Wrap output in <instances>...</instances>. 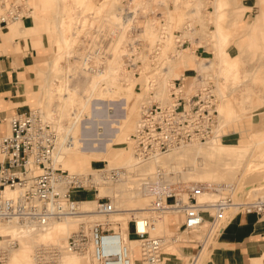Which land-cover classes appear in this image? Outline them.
<instances>
[{
  "label": "rangeland",
  "instance_id": "374dc122",
  "mask_svg": "<svg viewBox=\"0 0 264 264\" xmlns=\"http://www.w3.org/2000/svg\"><path fill=\"white\" fill-rule=\"evenodd\" d=\"M133 1L137 2L134 3ZM41 3L47 6L46 10H39ZM26 4L27 7L31 8V16L33 18V23H35L34 26L24 27L20 25L18 21L9 23L6 28L9 29V26L13 25L17 33L19 30H23L21 34L24 35H30L28 30L35 31L36 33L41 30L45 35L46 47L39 50L35 59V65L31 68L33 72V81L35 82L34 92L31 94V97L35 99H31L32 102L29 105L28 111L37 110L39 114L42 113L44 116H49L51 114L57 115V127L55 130L56 133L59 134L63 126H66L69 115H71L74 108L73 105L68 104V102L67 104L60 103L59 95L61 89L59 88L66 87V90L71 93L77 92L81 95L84 94L83 92L87 93V83L90 81L92 82L91 79L93 78L87 73L90 69L89 59L91 57L87 53H90L95 47H97V51L99 52L103 50L104 47H106V49L113 47V49L116 50V47L122 44V46H124L123 48L127 50V41H131L132 39L135 41L138 40V38L137 40L134 39L135 33L127 31L128 33L125 32V37L129 38V36H132V39L120 38L125 41L122 40L116 43L117 38L115 37V33L113 31L110 32L111 30L106 27H102L107 25L106 23L110 20L109 14L112 15L113 11L119 12L122 5L132 8L134 11L138 10L137 12L141 14V16H137L135 20L129 21L130 26L133 25L134 30L142 29L144 31V34L139 37L140 43L138 41V43H136L137 47L133 52L135 54L131 55L134 61L137 60L138 67L135 70L130 68L126 64V57L124 58L125 61L121 63L122 68L119 67L120 69H118V67H116L117 70H115V72L118 70L125 72V81H121L118 84L116 83L117 92L107 101V103H109V109L113 112V116L126 114L130 120L128 123L122 122L124 128L116 139L117 143L111 145L109 150H120L123 153H128L129 148L127 149V145L129 143V136L136 127L135 120L136 118L139 119L137 116L140 117L141 102H146L147 99L155 100L157 97H161L160 99L165 100L169 97V83L172 78L168 79L166 88L162 94H156L154 90L148 88L150 76L154 74L157 69L164 68L163 65H160L163 64L164 60V65L174 61L173 65L175 66H172L175 67L176 74L173 76V79L180 78L183 84V95L191 94L196 89V81H192V79H188V77L193 75V70L196 72L194 68L195 62L204 61L210 66L207 77L215 78V81L213 80V89L218 99L217 104L219 102V125L216 136L208 143H205L214 150V152L205 156L206 161L205 159H200L196 164L200 166L198 164L200 163L202 168H209L207 170L214 169L204 173V178L214 181L221 180L220 182L223 180L225 184L223 185V183L219 182V186L222 185L223 187H215L219 192L218 197L200 200L198 196H196L197 201L202 204L207 202L206 199L214 202L219 200L224 194H232V198L235 200H252L257 197H264V82L262 80L264 72L263 10H260L259 13L252 18H245L243 17V13L246 7L241 5L240 0H162V6L164 5V7L167 6V8H170L171 17L159 19L160 21L158 20V23L160 24H158L157 29H154L152 26L155 25V15L160 16L161 13L151 11L152 5L147 0H26ZM163 10H165V8H163L162 11ZM195 13L196 15L194 17L190 16V14ZM108 16L109 20L107 19ZM251 21L252 23L256 22L255 27H257V29L255 32L253 26H250ZM245 22L246 24L244 25ZM99 26L102 28H100L98 32L97 28H99ZM186 28L190 29L189 33H185L187 30ZM261 29H263V34L259 35ZM162 31H164V34L166 33V40L164 43L159 44L156 40L161 36L160 32ZM63 38H66V41H64ZM190 40L197 43L195 46L196 48H192V52L196 56L187 53L190 47H187V49L186 47L184 48V46L190 45L188 43ZM182 41H185V43L178 46V43ZM158 44L160 48L165 47L164 52L161 53V56H158V54L154 56L157 52H154V48L159 47ZM101 47L102 49H100ZM198 47L199 49L196 50ZM185 49L186 51H184ZM119 50L120 49L117 50L118 53L121 51ZM82 53L85 55H82ZM130 53L132 52H128L127 54ZM127 54H125V56ZM185 54L188 55V57H186ZM81 55L83 58L82 60L80 59ZM183 61L185 62L184 65ZM105 62L109 64L108 60H104V63ZM224 67L229 69L228 72L225 73L226 75H224V72H221V69ZM189 68L191 71L183 73L185 69ZM180 73L182 74V78ZM91 82L89 84H91ZM97 89L99 88H96L94 94L89 96L90 98L95 97L94 99L96 100L98 97H96V95H99V90ZM99 97L97 99H99ZM90 98L88 99L90 100ZM93 98L89 102L91 105L88 103L87 99L89 105H86V108L82 111L85 112L80 115L83 118L80 116L78 117L81 120L85 117L86 125L89 127H92L94 124L92 115L98 108V104ZM62 114L63 117H61ZM83 114H86V116ZM81 120L77 121L73 127L74 130H72L75 132L77 125V132H75L77 134L78 128L80 127H78V125H80ZM227 130H229V132H226ZM240 130L245 131L246 139L237 144V140L240 138ZM222 134L230 135L221 138L220 136ZM87 136L91 135L89 134ZM94 150L97 151L96 153H101V150H98V148H94ZM79 155L81 156L77 157L75 160L73 159L75 155L68 158L66 164L61 159H58L57 162L61 161L63 167L70 172H78L79 169V172L82 173H91L95 168H101L104 165L123 167V161L121 159L106 162L100 159H89L86 154L81 152ZM223 155L233 159L223 161ZM99 156L102 158V154ZM207 159H211V163ZM150 171L151 169H149V172ZM137 175L138 173H132L131 178L135 180ZM184 182L201 184V182L184 180L177 182L176 185L184 186L182 184ZM109 184L113 185L115 183ZM85 193H88V195L86 196ZM95 193L97 197H107L110 202L118 199V196L115 194L100 193L99 188H97L96 191L76 192L73 200L95 201ZM140 204V202H133L131 205L123 208L143 207ZM209 212L212 213V211ZM232 213V210L229 209L221 216H215L217 222L222 223L223 220H226ZM148 215L152 216L155 220L156 228L153 233L162 235L166 241L164 251L174 250L176 246L185 244L187 240L198 241L200 243L199 248L195 249L192 255L189 253L190 260L186 264H200V261H195L196 259L192 257L204 245V237L209 232L211 233L209 239L205 242V249L207 247L210 248L215 242V240L210 239L218 232V229L214 224L208 226L209 222H207V220L209 221L211 219V216H208V214L204 216L206 218V223H204L198 231L194 232L183 231L182 228H178L176 224L166 229L161 228V221L164 218L168 216L174 217L172 221H170L172 223L175 218L177 219L171 212L160 213L143 211L138 216L148 217ZM131 216L133 215L125 213L112 214L110 216L111 228L126 231L124 230L127 226L126 221H128ZM224 217L227 218L224 219ZM222 218L223 220H221ZM94 219L102 220L99 215L89 220L94 221ZM58 223L59 222H53L44 230L41 228L32 232L31 235L34 236V243H30L26 245V247L24 246V248L20 246L22 239L20 240L21 236L16 232L17 235H8L3 238L0 244H3L7 239L14 238L18 241V245L12 250L13 252L9 259L4 263L0 262V264H31L32 249L35 246L56 243L60 237L68 234L67 230H64L60 223ZM22 237H24V235ZM169 238H175L176 242L171 241ZM65 239L66 237L63 240L65 241ZM16 249L17 251L15 252ZM77 255L65 252L63 264H75L80 260L86 259L80 257L79 254ZM84 263L89 264L87 261Z\"/></svg>",
  "mask_w": 264,
  "mask_h": 264
},
{
  "label": "built area",
  "instance_id": "2783aa9c",
  "mask_svg": "<svg viewBox=\"0 0 264 264\" xmlns=\"http://www.w3.org/2000/svg\"><path fill=\"white\" fill-rule=\"evenodd\" d=\"M122 6L120 15L124 21L132 17L133 10ZM30 14L31 8L27 7L26 0H0V31L9 23L28 18ZM133 42L134 45L127 47L135 48L138 42ZM184 43L179 42L178 46ZM134 54H127L125 60L135 70L138 66L137 60L131 57ZM192 76L198 81L193 93L183 95L181 80L174 79L169 88V102L164 105L151 103L140 113L127 145L138 162L163 155L185 143L205 142L218 132V99L213 80L197 76L194 70ZM6 121L7 131L0 136V224L8 222L39 230L49 221L73 213L76 192L97 190L94 173L108 180L118 179L120 175V168L105 165L95 168L97 172L84 176L72 174L59 166L54 167L52 157L56 135L51 124L37 110L11 115ZM160 174L157 170L140 177L138 187L147 196L151 195V212H171L177 217L173 223L183 231H198L203 222L206 223V214L211 216L207 220L209 226L217 224L215 215L229 209L232 214L264 213V197L235 200L232 194H224L220 200L211 202L213 210L210 213L204 203L197 201L196 186L179 188L172 184L163 185L159 181L155 183ZM6 190L14 194H7ZM95 197L94 211L102 220H94L87 226L78 224L77 229L66 237L62 247L40 245L32 254L34 264H62L65 251L85 255L89 264H132L133 261L137 264L164 263L166 241L162 235L152 233V216L133 215L126 221V238L137 242V254L132 255L121 236V230L110 226V216L122 210H116L105 196L97 197L95 193ZM14 247V239L0 244V262H4Z\"/></svg>",
  "mask_w": 264,
  "mask_h": 264
},
{
  "label": "bare ground",
  "instance_id": "6f19581e",
  "mask_svg": "<svg viewBox=\"0 0 264 264\" xmlns=\"http://www.w3.org/2000/svg\"><path fill=\"white\" fill-rule=\"evenodd\" d=\"M147 1H149L152 5L151 11H154L155 13H161L160 16L155 15V25L152 26L154 29H157L158 24H160V23H158L159 19H161V18L165 19V18L171 17L170 16V8H167V6L164 7V5L162 6V0H147ZM135 2H137V1H135ZM138 3H139V1H138ZM163 8H165V10L162 11ZM129 9L132 10V8H129ZM166 11H167V13H166ZM132 12H133L132 17L131 18L128 17L129 20H128V18H125L123 21L121 19L120 11L119 12L113 11V13L111 12L112 15L109 14L110 20H109V16L107 18L109 20L106 23L107 25L102 26V27H106L107 29H110L111 30L110 32L113 31L115 33V37L117 38V41L115 40L116 43L124 40V39H120V38H128V37H125V34H126L125 32H127V31H129L130 33H135L134 39L137 40V38H138L137 41L140 43L139 37H141L144 34V31L142 29L141 30H138V29L134 30L133 25L130 26L129 21L135 20V18L137 16L140 17L141 14H139L137 11H134V10ZM195 15H196V13L190 14V16H192V17H194ZM255 25H256V22L252 23V21H251L250 26L251 27L253 26L254 32L257 29V27H255ZM102 27L99 26V28H97V31L99 32V29ZM131 29L133 32H131ZM186 29L187 30L185 31V33H189L190 29H188V28H186ZM164 31H166V30H164ZM164 31L160 32L161 36L156 40L157 42H159V44L164 43L166 40L165 39L166 33L164 34L163 33ZM163 34H164V36H163ZM131 35H133V34H131ZM136 35H137V37H136ZM128 39L131 40L132 36H129ZM63 40L66 41V38H63ZM188 43L190 44L189 46H184V48L186 47V49H187V47H190V48H188L187 53H190V55L196 56L192 52V48H194L197 43H194L191 40ZM121 44H122V42H121ZM129 44H133V39L131 41L126 42L127 46ZM159 44H158V46H159ZM122 45L121 46L118 45L116 47L117 48L116 50L113 49V47H109L108 49H106V47L103 46L105 49L103 48V50H100V52L97 51V47H95L90 52L91 54L87 53L91 56L89 59V66L90 67L88 66L90 69L87 71V73L93 77L91 79L92 82L90 81L91 84H89L90 82L89 83L86 82L88 84V87L86 88L87 90L85 89L87 93H85V92H83V93L87 94V95H84V94L81 95L77 92L71 93L70 91L66 90L67 89L66 87L65 88L64 87L59 88V89H61L60 95H59L60 103L61 104H67V102H68V104H72L74 107V108L72 107L73 111L71 112V115L68 114L69 119L67 118L68 120H67L66 126L65 127L63 126V128L60 130L59 134H57L56 130H55V128L57 127V123H56L57 115L51 114L49 116H44L42 113L40 114L41 117L45 118L51 124V128L54 132V135H56L55 147L53 150V157H52L53 166L54 167L59 166L62 169H66L63 167L62 162L61 161L57 162V160L61 159L66 164L68 158H71L72 156L75 155L74 156L75 158H73L75 160L77 157L81 156V155H79L80 152L83 154H86L89 159H93V160L94 159H96V160L100 159V160H104L106 162H112L113 160L121 159L123 161V167L112 165V167H117V168L121 169L118 179L108 180V178L101 177L100 175L94 173V172H97V170H94L91 172V174L94 173L93 177H94V181L96 183L95 186H96V189L99 188L100 193H108V194L113 193L116 196H118V199L115 201L113 200V202L111 201V203L116 208V210L119 209L122 211L114 212L113 214H118V213L124 214L125 213V214H131L134 216H138L143 211H147V212L150 211L149 207H150L151 195L147 196L146 193L143 192V190L138 187V182H139L140 177H144L148 173L149 174L155 173L157 170H159L161 172V174L158 176L155 183H157V181H159L163 185L172 184L175 187H179V188H183L184 186H188V185L196 186V188H198L197 196L200 200L204 199V198L214 199V198L218 197L219 192L217 191V189L215 187L219 186V182L221 180L220 181H214L212 179L207 180L206 178H204V173L211 171V170H214V169L207 170L209 168H204V167L202 168L200 163H198L200 166H198L196 164L198 161H200V159H203V160L205 159V161H206L205 156L207 154L214 152V150H212L205 143H208L209 141H211L214 138V136H216L217 132L214 134V136L212 138H210L209 140H207L205 142L185 143L182 146L170 149V151L168 153H166L165 155H160V156L148 159L145 162H138L134 158V156L132 157L133 154H132V152L130 153V149H128L129 150L128 153H123L120 150H112V151L109 150L111 145H113L114 143H117L116 139L119 137L120 133L122 132V130L124 128L122 126V122L128 123L130 120V119H128L126 114H124V115L118 114V115L113 116V112L111 111V109H109V103H107L108 99L113 97L115 95V93L117 92L116 83L118 84L121 81H125V78H126L125 72H123L121 70L120 71L118 70L115 72V70H117L116 67H118V69H120L119 67H121V63L125 61L124 60V58L126 57L125 54H127L128 52L133 53L136 50L135 48L137 47V46H135V48L134 47H128V49L125 50V48H123L124 46H122ZM107 46H109V45H107ZM156 46H157V44H156ZM99 47H98V49H99ZM164 48H162V47L160 48V46L154 48V52L157 51L154 56H157V54H158V56H161V53L164 52ZM100 49H102V47ZM118 49L121 50V51L119 50L120 53L117 52ZM186 49L184 51H186ZM82 55H85V54L82 53ZM82 55L80 57L81 60L83 59ZM185 56L188 57V55H186V54H185ZM168 58H170V57H168ZM104 60H108L109 64L108 63L106 64V62L104 63ZM164 61H163V64H160V65H163L164 68L162 67V69L161 68L159 70L157 69V71L150 76V79L148 81V84H149L148 88L154 90V92L156 94H162L166 88V85H167L166 83H167L168 79L172 78L171 82L169 83L170 84L169 88H170V86L172 85V80H174L173 76L176 74L175 67H173V66H175V65H173L174 61L170 60L172 62V64L170 62V63H167V65H164ZM184 64H185V62L183 63V65ZM188 66H190V65H188ZM209 67L210 66L207 63H205L204 61H201V62L197 61V63L195 62L194 68L197 72L196 75L197 76L200 75L204 78H209V79H212L215 81V78L207 77V75L209 74V73H207ZM228 70L229 69L224 67L223 69H221V72H224V75H226L225 73H227ZM181 78H182V74H181ZM188 79H192V81L195 80L196 85H198V81H197L196 77L190 76V77H188ZM63 84L66 85L65 83H63ZM64 85H62V86H64ZM96 88H99L97 90H99L98 94L100 95V97H99V95H96V97L97 96L99 97V99H97L98 98L97 97L96 100L94 99L95 97L94 98L92 97L96 101V103L98 104V108H97L96 112H94L92 115V121L94 122V124L92 127H89L86 125L85 117L82 120L78 117L82 113L85 112V111L84 112H82V111L84 108H86V105H89V104L91 105V103H89V102H90V100H92V98H90L89 96H92V94H94V91L96 90ZM182 94H183V92H182ZM162 97H163V95H162ZM84 98H86V99H84ZM88 98H90V100ZM160 98L161 97H157V99H155V100L147 99L146 102L145 101L141 102L139 114L144 110V108H146V106L150 105L152 102H157L158 104L164 105V104H167L170 100L169 97L166 98L165 100L160 99ZM87 99H88L89 104L87 103ZM216 108H217V113L219 114V102H218ZM59 116H61V115H59ZM84 116H86V114ZM61 117H63V114ZM80 117H82V116H80ZM137 117L139 118V116H137ZM79 120H81L80 121L81 123H80V125H78V127L79 126L80 127L78 128V134H77V133H75V132H77L76 131L77 125H76L75 132H73L72 130H74L73 127L77 123V121H79ZM138 120L139 119L136 118L135 126L137 125ZM89 129H91V130H89ZM85 130H87V131H85ZM74 133H75V135H74ZM89 134L92 137L87 136ZM254 136H256V135H254ZM227 146H229V145H227ZM94 148H98V150L100 149L101 153H96L97 151H95ZM100 154H102V158H100V156H99ZM222 159H223V161H229V160H232L233 158H230L229 156L223 155ZM207 160H209V162L211 161V159H207ZM105 166L111 167L109 165H105ZM149 169H151L150 172H149ZM67 171L70 172L69 170H67ZM217 172H218V170H217ZM70 173H72V174L76 173V174H79L82 176H84L86 174V173L79 172V169H78V172H70ZM132 173H138L137 178L135 180H133L131 178ZM229 173H224V174H229ZM184 180L193 181V182H201V184L184 182V183H182L184 186L176 185L177 182L184 181ZM109 183H111V184L115 183V184L110 185ZM220 183H223V185L225 184V182H223V180ZM180 184H181V182H180ZM220 186H222V185H220ZM149 187L152 188V185H150ZM208 188H209V190H208ZM6 193L7 194H14L13 191H8V190H6ZM208 199H206L207 202H204V205H205V208L207 211H212L213 209L211 206V202H213V201H210ZM133 202H140L141 203L140 205H142L143 207L123 208L125 206L131 205V203H133ZM94 204H95V201H93V200H77L75 202V205L73 206L74 209H73L72 214L65 215V216H62V217H59L57 219L49 221L45 226H43V228H42L43 230L46 229L47 227H49V225L51 223L59 222L60 225L64 228V230H67L68 234H65L63 237H60L56 243H48V244H41V245H54L57 247L58 246H60V247L64 246V240L63 239L65 237H67V235H69V233L76 230L78 224H83V225L87 226L88 223L94 222V221L89 220L90 218L95 217L97 215L94 211V208H95ZM224 212L225 211H223L222 213H218L215 216L219 217ZM227 217H224V219H226ZM84 218H89V219H84ZM153 220H154V218H153ZM204 223L205 222H203V225H204ZM73 224H75V225H73ZM153 224H154V229H155L156 228L155 227V220H154ZM126 228H127V226H126ZM34 231H36V230H33L31 228H28V227H22V226L19 227L14 223L9 224L8 222H3L2 224H0V242H2V239L8 235L20 234V236H21L20 240L22 239L20 242V246L24 248V246L26 247V245H28L30 243H34V236L31 235L32 232H34ZM153 232H154V230H153ZM153 234H155V233H153ZM23 235H24V237H22ZM156 235H158V234H156ZM121 236L124 239V242L129 247L132 255H136L137 251H138L137 242L132 240V239L129 240L128 238H126V231L122 230ZM11 239H14V238H10L7 240H11ZM169 239L173 242H176L175 238H169ZM14 240H16V239H14ZM16 245H18L17 240H16ZM39 246L40 245L35 246L32 250L34 251V249H36ZM29 247H31V246H29ZM15 248L16 247L12 248L9 251L8 256L4 260V262L9 259V257L11 256V254L13 252L12 250H14ZM16 251H17V249L15 250V252ZM22 252H23V250H22ZM65 252H67V251H65ZM65 252L63 253L62 258H61L62 264H63V256H64ZM67 253H69V252H67ZM32 254H33V252H32ZM32 254H31V264H34L32 261ZM70 254H74V253H70ZM19 256H21V255H19ZM80 257H84L87 259V257L85 255H80ZM86 259L80 260V261L76 262L75 264H85L84 263L85 261L88 262V259L87 260ZM132 264H137V263H136V261H133Z\"/></svg>",
  "mask_w": 264,
  "mask_h": 264
},
{
  "label": "crops",
  "instance_id": "0c3cea01",
  "mask_svg": "<svg viewBox=\"0 0 264 264\" xmlns=\"http://www.w3.org/2000/svg\"><path fill=\"white\" fill-rule=\"evenodd\" d=\"M240 3L246 7L243 13L245 18H252L260 10L264 11V0H240ZM46 8L47 6L41 3L39 10L44 11ZM18 21L24 27H32L35 24L31 14L28 18ZM262 30L259 35L263 34ZM22 31L17 33L13 25L0 31V136L7 131V117L28 111L31 99H35L31 97L35 86L31 68L35 65L39 50L46 47L44 32L28 30L30 35H24L21 34ZM188 71L191 69H185L183 73ZM262 80L264 82V72ZM228 135L230 134L224 136ZM245 136V131L240 130L237 144L244 141ZM173 218H164L161 228L166 229L173 225L174 223L170 222ZM226 220L214 224L218 229L210 239L215 240L214 244L210 248L207 247L208 249L204 247L209 239V232L204 235V245L192 258L200 261V264H264V213L255 215L239 212ZM199 246L198 241L187 240L174 250L164 251V264H186L190 260V254L192 255Z\"/></svg>",
  "mask_w": 264,
  "mask_h": 264
}]
</instances>
